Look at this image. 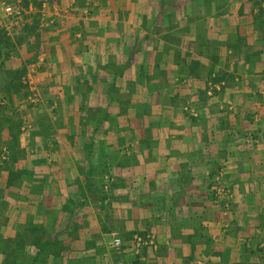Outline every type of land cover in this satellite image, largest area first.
Masks as SVG:
<instances>
[{
	"label": "crops",
	"instance_id": "1",
	"mask_svg": "<svg viewBox=\"0 0 264 264\" xmlns=\"http://www.w3.org/2000/svg\"><path fill=\"white\" fill-rule=\"evenodd\" d=\"M23 6L28 21L37 12L46 19L43 95L57 97V106L40 125L49 134L14 135L29 155L0 167V233L23 235L19 264H264V252L256 253L264 238V39L252 6ZM219 78L225 84L207 94ZM225 98L234 107H221ZM1 129L0 149L15 150ZM221 165L228 212L209 189L208 175ZM137 232L151 234L138 252L126 241ZM114 236L124 242L119 252L110 247Z\"/></svg>",
	"mask_w": 264,
	"mask_h": 264
},
{
	"label": "rangeland",
	"instance_id": "2",
	"mask_svg": "<svg viewBox=\"0 0 264 264\" xmlns=\"http://www.w3.org/2000/svg\"><path fill=\"white\" fill-rule=\"evenodd\" d=\"M245 1H247L254 9L252 14L253 26L254 28L258 29L262 35L260 37L264 39V0H259L261 6L260 10L258 9V4L256 1ZM29 2H31L33 5L39 6L41 0H22L23 5H26ZM35 15H38L37 22L34 25V28L30 29L29 31L26 29V24L31 22V20L33 21V17ZM35 15H32V19L28 22H25V24L16 31H7L3 28L7 33L6 35H8L13 41H18V37L21 35L23 36L19 40L20 42H16V44L0 45V134L2 130L1 128H3L9 131V134H11V142H17V144H15V150L13 149V144H11L9 147L7 146L6 148L3 147L0 149V167H9V165L13 163L12 158L14 157L16 158L20 155L26 157V155H29L30 150L27 151L28 144H19L18 141H16L18 140L17 138L20 136V138L24 140L27 138H32V136L36 135H41L43 137L48 135L49 133L46 132V129L43 127L41 128L40 125H46L47 121L49 119H53V116H55L56 113L55 109L57 106V97H48L46 94L45 96L43 95V92L45 93V91H43V83H45L49 72L48 70L46 71L45 68V63L47 61L46 49L41 39V33H43L42 31L46 28V19L44 17L41 20V17L43 16L41 12H37ZM227 51L231 56L234 54L232 49H228ZM11 58L16 62H7V60ZM21 66H24V73L20 77L22 86H19L17 90L11 88L12 90H10V93H8L9 96L5 95L6 91L3 89V84L7 82V77L8 79L11 77V75H6L5 70L11 71L18 69ZM215 80L209 81L208 83L207 94L211 96L215 91V85H219L218 89H221L222 85L225 84V79L222 80L219 78ZM234 81L239 82L237 77ZM184 107L186 108L185 110H187L190 114L196 113L192 105L187 104ZM221 107L231 108L234 107V103L231 98L221 99ZM14 135L17 137L16 140H13ZM13 151H15L14 155L16 156L13 155ZM9 161L12 163L10 164ZM224 172L225 166L221 165L214 173L208 175L209 189L213 199L217 201H223L225 204L224 211L228 212V210L230 211L229 204L231 200V193L223 181L222 176ZM111 180L112 177L110 172L107 171L104 173L102 184L104 190L108 188ZM1 212L3 213L4 209H1ZM36 231H38V228H36ZM41 233H43V231H41ZM144 233L145 232H137L133 235V237H128L126 240L128 247L133 251L138 252L143 245L149 244L151 240L137 244L135 236H151V234ZM21 237H23V235H17L14 238L4 237L3 234L0 233V253L2 254L0 264H16L17 262V264L20 262L23 263L25 259L18 261L21 253L23 252L22 249L25 246V239ZM113 238L110 241V247L114 251L119 252L122 245L124 244L123 239L119 237L120 244L118 246H113ZM242 242L245 244L247 249L253 246V239L246 238ZM263 249L264 238L256 243V253L262 255L264 252ZM119 264H124V262L120 261Z\"/></svg>",
	"mask_w": 264,
	"mask_h": 264
},
{
	"label": "built area",
	"instance_id": "3",
	"mask_svg": "<svg viewBox=\"0 0 264 264\" xmlns=\"http://www.w3.org/2000/svg\"><path fill=\"white\" fill-rule=\"evenodd\" d=\"M29 19V9L25 8L19 2L11 0H0V27L7 31L17 30L25 24ZM137 244L145 241H150L151 236L145 237L135 236ZM120 244V238L114 237L112 240L113 246Z\"/></svg>",
	"mask_w": 264,
	"mask_h": 264
},
{
	"label": "trees",
	"instance_id": "4",
	"mask_svg": "<svg viewBox=\"0 0 264 264\" xmlns=\"http://www.w3.org/2000/svg\"><path fill=\"white\" fill-rule=\"evenodd\" d=\"M256 1V3L258 4L257 6H258V9L260 10L261 8V6H260V1L259 0H254V2ZM203 3H204V1H202ZM255 16H257V15H255ZM37 19H38V15H35L34 17H33V21L31 20V22H29V23H27L26 24V29H28L29 31H30V29H32V28H34V25L36 24V22H37ZM25 30V29H24ZM23 30V31H24ZM22 31V32H23ZM21 32V33H22ZM7 33L5 32V30L2 28V27H0V45L2 46L3 44L4 45H11V44H16V42H20L19 40L21 39V37L23 36V35H21L20 37H18V41H13V40H11L10 39V37L8 36V35H6ZM2 50V49H1ZM7 57H8V55H7ZM5 72H6V75L8 76V75H11V77L8 79V77H7V82H5L4 84H3V89H5V91H6V93H5V95H7V96H9V94L8 93H10V90H12V89H15V90H17L18 88H19V86H22V83H21V81H20V77H21V75L24 73V66H21L20 68H18V69H14V70H11V71H7V70H5ZM2 85V84H1ZM12 88V89H11Z\"/></svg>",
	"mask_w": 264,
	"mask_h": 264
}]
</instances>
